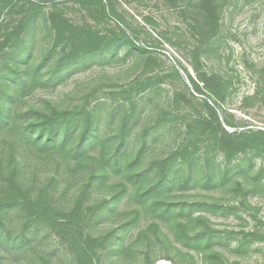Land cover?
<instances>
[{
    "label": "rangeland",
    "instance_id": "1",
    "mask_svg": "<svg viewBox=\"0 0 264 264\" xmlns=\"http://www.w3.org/2000/svg\"><path fill=\"white\" fill-rule=\"evenodd\" d=\"M27 1L38 6L24 0H15L13 8L0 4V24L11 27L33 14V46L36 51L52 50L44 67L60 57V47H51L45 23L54 5L73 24H90L102 33L122 30L128 40L82 56L46 86L37 85L21 102L24 115L33 116L25 112L30 105L82 106L98 120L100 132L112 135L127 120V139L140 152L138 169L143 172L152 158L188 149L174 166H182L183 174H194L196 180L185 188L176 181L166 193L167 200L194 202L192 213L205 216L208 222L191 225L188 232L195 237L189 241L174 236L169 242L157 239L152 248L157 259L152 264H264V0H209L217 13L218 29L198 59L193 50L199 36L192 25L203 0H106L103 3L113 9L106 16L97 4L84 0ZM28 39L0 50L4 77L10 73L11 52H18ZM190 77L201 91L193 88ZM213 110L218 122H213ZM53 165V159L46 158L40 174L44 177ZM154 181L158 180L144 183L142 189H150ZM75 188L69 187L70 191ZM60 202L67 204V197ZM149 202L147 198L138 204L136 197L125 196L117 203V213L129 218L126 213L141 209L139 223L124 235V242L136 239L141 225L157 219ZM156 221L172 232L173 219ZM12 223H17L14 217ZM112 226V220L105 219L97 230ZM48 231L32 237L46 255L38 264H74L77 252L68 245L71 237ZM136 246L124 255L122 264H143L135 260ZM7 253L20 255L6 251L3 264L13 260ZM108 256L107 249L99 247L94 264H118ZM25 261L20 258L18 264Z\"/></svg>",
    "mask_w": 264,
    "mask_h": 264
},
{
    "label": "trees",
    "instance_id": "2",
    "mask_svg": "<svg viewBox=\"0 0 264 264\" xmlns=\"http://www.w3.org/2000/svg\"><path fill=\"white\" fill-rule=\"evenodd\" d=\"M14 1L0 0V4L2 8H13ZM24 1L38 6L37 2ZM84 1L97 4L104 16L113 13L112 7L103 3L106 0ZM32 17L33 14L24 15L11 27L0 24L3 37L0 50L11 49L27 36L29 38L18 52H11L13 59L7 78L0 70V264H3L6 251L21 255L7 253L13 258L9 264H18L20 258L26 260L25 264H38L46 255L32 237L36 238L48 229L71 237L68 245L77 252L74 264H94L99 247L106 248L108 257L122 264L124 255L131 253L136 244L135 260L152 264L157 259L152 252L157 239L169 242L174 236L189 241L195 237L188 232L189 227L208 222L205 216L192 213L196 208L194 202L167 200L166 193L172 191L176 181L185 188L196 180L194 174H183L182 166H174L178 157L183 158L188 149L152 158L149 169L143 172L138 169L140 152H136L132 141L129 145L127 139V120H123L119 132L112 135L100 132L98 120L91 110L82 106L30 105L25 112H31L33 116L24 115L21 102L37 85L46 86L49 80L82 56L113 48L128 40L122 30L102 33L90 24H73L54 5L45 23L51 47H60V57L44 67L43 63L51 57L52 50L36 51L31 33ZM192 27L199 36L198 45L193 50L198 59L218 29L217 13L211 1L203 0L200 4ZM201 79L211 85L207 78ZM189 80L195 90L201 91L196 80L191 77ZM212 114L213 122H218L215 110ZM220 131L227 134L221 126ZM212 134L215 138L216 132L212 131ZM142 140L145 142V138ZM233 155L231 153L228 159ZM48 157L53 159L54 165L52 171L43 177L39 170ZM181 174L182 180L179 179ZM206 178L211 180L212 175L207 174ZM154 179L158 181H154L150 189H142L144 183ZM72 185L76 188L70 191ZM98 190L106 193L99 195ZM125 196L136 197L138 204L150 199L148 207L154 214L157 212L156 220L173 219L172 232L160 227L153 219L140 226L136 239L124 242V235L139 223L141 213L140 208L126 213L130 218L117 213V203ZM64 197H67V204L60 202ZM13 217L16 225L12 223ZM105 219L112 220L113 226L100 232L97 226ZM94 230L100 233L97 235Z\"/></svg>",
    "mask_w": 264,
    "mask_h": 264
},
{
    "label": "bare ground",
    "instance_id": "3",
    "mask_svg": "<svg viewBox=\"0 0 264 264\" xmlns=\"http://www.w3.org/2000/svg\"><path fill=\"white\" fill-rule=\"evenodd\" d=\"M159 264H166V263H164L163 261H161V262H159Z\"/></svg>",
    "mask_w": 264,
    "mask_h": 264
}]
</instances>
